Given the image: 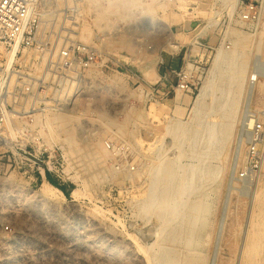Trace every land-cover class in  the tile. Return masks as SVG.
<instances>
[{"label": "rangeland", "instance_id": "1", "mask_svg": "<svg viewBox=\"0 0 264 264\" xmlns=\"http://www.w3.org/2000/svg\"><path fill=\"white\" fill-rule=\"evenodd\" d=\"M42 1L50 32L73 35L97 56L72 105L56 112L78 118L75 151H68L62 133L36 127L52 148L48 172L64 198L44 199L37 173L0 162L1 219L13 232L5 237L0 228V264H241L255 196L264 185L263 162L254 177H238L248 120L264 130V2L257 29L247 30L227 24L218 4L215 22L209 23L213 0H122L130 10L108 11L107 0ZM232 30L249 35L241 45L246 56L241 75V51L228 56L235 48ZM172 36L177 51L166 45ZM225 43L227 56L214 74L215 55ZM188 64L194 71L197 64L204 67L192 95L170 87L176 82L170 70ZM209 81L205 108L194 117V101ZM184 96L190 102L179 107ZM232 100L237 105L229 112ZM93 147L98 153L88 151ZM160 164L174 171L165 196L180 200L164 215L156 205ZM181 180L188 184L178 196ZM149 188L154 198L148 203ZM74 189L82 195L75 196ZM136 243L152 247L143 251Z\"/></svg>", "mask_w": 264, "mask_h": 264}, {"label": "built area", "instance_id": "2", "mask_svg": "<svg viewBox=\"0 0 264 264\" xmlns=\"http://www.w3.org/2000/svg\"><path fill=\"white\" fill-rule=\"evenodd\" d=\"M263 2L236 0L229 12L228 0H213L209 23L215 22L218 4L227 24L255 30ZM44 8L42 0H0V162L7 168L13 166L37 173L41 182L47 180L46 173L51 169L52 148L45 140L46 133L37 130L45 129L38 118L72 105L81 92L84 72L91 68L97 56L93 47L75 40L73 35L50 32L51 19L45 18ZM223 46L229 48L228 43ZM29 51L32 57L28 56ZM191 65V68L186 65L170 70L176 78L175 85H170L173 91L192 95L198 90L201 76L197 74H202L204 67L197 64L194 71ZM9 115L17 121L11 132L7 128ZM263 137L262 124L254 122L247 135L245 159L238 173L240 179L252 178L261 170ZM105 145L110 148L108 142ZM1 197L0 228L8 237L13 234L12 226L1 219L5 213Z\"/></svg>", "mask_w": 264, "mask_h": 264}, {"label": "bare ground", "instance_id": "3", "mask_svg": "<svg viewBox=\"0 0 264 264\" xmlns=\"http://www.w3.org/2000/svg\"><path fill=\"white\" fill-rule=\"evenodd\" d=\"M108 1V7H106L104 9V11H108V10H111V9H115L117 10L118 8H123V9H126L128 10L129 8H126V3L127 2H124L122 0H107ZM229 1V12L230 11V8L233 10V7L236 3V0H228ZM159 2V1H158ZM132 4V3H130ZM133 7V6H131ZM130 10V9H129ZM234 30V29H233ZM231 31L232 34L235 35V39L233 40L232 43H234V46L235 48H233L231 51H228L231 52L228 54V56L233 59L234 57H236V53H237V50L239 49L241 51V54H240V64H239V67H238V70H237V75H241L243 74L244 70H245V61H246V56L245 54L243 53V51L245 50V48L243 46H241L243 43H247L248 41V38H249V35H246L242 32H236V31ZM167 47L169 48V50L171 51H177L178 47H179V44L174 42L173 41V36L172 37H169L167 43H166ZM233 46V47H234ZM157 52V51H156ZM3 55L5 56H10L9 54L5 53V52H2ZM29 54V53H28ZM227 50L225 49V47L223 45H221L218 50H217V53L215 55V58H214V61H213V67H212V70L211 72L214 73V70H216V67L218 66V64H220V62L227 56ZM156 55V54H155ZM154 57V56H153ZM159 57V56H158ZM228 58V57H227ZM229 58V59H230ZM152 59V58H151ZM156 59V58H155ZM230 59V61H231ZM156 61V60H155ZM225 61V60H224ZM229 61V62H230ZM232 62V61H231ZM230 62V63H231ZM233 63V62H232ZM231 63V64H232ZM223 64V63H222ZM188 67L190 68L191 67V64H188ZM219 67V66H218ZM219 69V68H218ZM217 72V70H216ZM157 74V73H156ZM215 74V73H214ZM233 74V73H232ZM234 75V74H233ZM232 75V76H233ZM231 76V78H232ZM236 76H234L235 78ZM218 78V77H217ZM230 78V77H229ZM239 78V77H238ZM257 77L256 76H253L252 80H255ZM224 81V80H223ZM211 83L212 81H209V82H205V84L201 87L195 101H194V106H193V113H194V117L198 115L199 112L203 111V109L205 108V99L206 97L208 96L209 94V89L211 87ZM247 84H250L248 86L249 88V92L252 96V90H253V85H254V82H250V78L247 82ZM264 83L260 84V87H263ZM242 86V85H241ZM242 87H240L241 89ZM243 89V88H242ZM246 90V87L244 88V91ZM260 90V89H259ZM230 93V92H229ZM235 95V94H234ZM233 96V95H232ZM240 97V96H239ZM176 101V100H175ZM190 102V99L189 97L187 96H184L180 99V101L178 102V106L180 107L181 105L184 107L186 105H188V103ZM230 102V101H229ZM237 105V102L236 100H232V103H231V106H230V110L229 112H232L234 111V107L236 108ZM175 107V106H174ZM160 108V107H159ZM66 109V108H65ZM63 109V111L65 110ZM175 109V108H174ZM178 109V107H177ZM161 110V109H160ZM176 110V109H175ZM153 111H154V108H153ZM61 112V111H60ZM67 112V111H66ZM228 112V113H229ZM224 117L226 115H223ZM78 120L77 116L75 115H71L69 113H56V112H52V113H49V114H46L43 118H38V121H40L39 123L42 124V126L46 127L48 129V131L50 133H48L49 135L52 134V133H55L56 135H58V133H62L64 135V137L61 139L64 144L67 146L68 148V151L71 152V151H75V141H74V129H73V125L75 124V122ZM110 122L111 120H106V122H104V125L103 127L105 128V130H108L109 128V125H110ZM253 120L252 119H249L248 120V126L249 129L252 127L253 125ZM13 126H16L17 127V121L16 120H13L12 119V115H9V120L7 121V128L8 130L11 132V129ZM120 127V126H119ZM123 127V126H122ZM249 129L245 130V135L247 137V134L249 132ZM13 130V129H12ZM46 131V130H45ZM117 131V130H116ZM171 131V130H170ZM114 133V132H113ZM123 134V133H122ZM12 135V134H11ZM52 136V135H51ZM53 137V136H52ZM51 138V137H50ZM58 138V137H57ZM264 138V137H263ZM59 139V138H58ZM248 140V139H247ZM243 142V141H242ZM245 144V143H244ZM243 146V145H242ZM63 147V146H62ZM242 148V147H241ZM245 148V147H244ZM85 149V148H83ZM82 149V150H83ZM94 147L91 148L90 150L88 151H91V153L95 152L98 153V151H93ZM102 151H105L104 148H102ZM240 154V153H239ZM242 154V153H241ZM240 154V155H241ZM238 155V154H237ZM221 156V155H220ZM99 157V156H98ZM239 157V155L237 156ZM263 163H264V160H263ZM171 165V164H170ZM156 169V168H155ZM154 169V170H155ZM159 173L160 174V177H159V182H161V188L158 186V188L161 189V194H160V197L159 199H157L156 201V205H157V208L162 212L161 214L164 215L163 212H170L172 211L173 209H175L179 203V197H177V195H172V197L170 198H167L166 193L169 191L170 189V183L171 180H170V177H173V172L172 169H170V167L167 165V164H160L157 169H156V173ZM175 174V173H174ZM158 175V174H156ZM154 177V176H153ZM157 177V176H156ZM9 179V178H8ZM7 178L5 179L6 181L8 180ZM193 178L191 177L189 180V184H190V181L192 180ZM149 180V179H148ZM153 180H155L153 178ZM9 181V180H8ZM169 181V183H168ZM10 183L13 182V181H9ZM154 181H152V184L154 185L153 183ZM157 183V182H156ZM192 183V182H191ZM41 187H40V190H39V193L41 195V197H43L44 199L46 200H52V201H58L60 199H63L64 198V194L61 192V190L54 186L53 184H51L49 181L47 180H43L42 183H41ZM159 184V183H158ZM184 184H188L186 181L184 180H181V182H179L177 184V187L175 188V191H176V194L178 193H182L183 190H186L187 188H185L186 186H184ZM151 185L152 187H155ZM157 185V184H156ZM149 187V186H148ZM189 187H192L191 185L188 186ZM260 189L257 190V193H256V196H255V204H256V208L254 206V209L253 210L254 212L252 213V216H251V219H250V222H249V228H248V232H247V235L245 237V240H244V243H243V247H242V259H241V264H264V185L262 187H259ZM150 189V188H149ZM156 189V188H155ZM159 189V190H160ZM191 189V188H190ZM149 194L148 196L145 198V201L146 202H150L152 199L150 198V196H153V194L151 195V192H152V188L149 190ZM155 192V190H154ZM153 192V193H154ZM73 194L76 196V195H82L80 193V191L78 189H74L73 191ZM86 195V194H85ZM147 195V194H146ZM145 195V196H146ZM179 196V194H178ZM154 198V196H153ZM148 199H150V201H148ZM144 201V200H143ZM144 201V202H145ZM146 202L144 203V205L146 204ZM153 202V201H152ZM141 203V202H140ZM187 203V202H185ZM152 204V203H150ZM149 204V206H150ZM155 205V204H154ZM155 205V206H156ZM194 205V204H193ZM147 206V204H146ZM153 206V204L151 205ZM148 207V206H147ZM193 207V206H192ZM197 210V207L194 206ZM156 208V207H154ZM153 208V209H154ZM199 208V207H198ZM94 209V208H93ZM193 209V208H192ZM194 210V209H193ZM194 210V212L196 211ZM94 211V210H93ZM102 211V209H101ZM199 212V211H198ZM102 213V212H101ZM182 213V212H181ZM99 214V213H97ZM193 216V215H192ZM196 216L195 215V218L193 217L194 221H192V228L193 226L195 225L196 223ZM204 218V217H203ZM188 231V230H187ZM174 239V238H172ZM135 242V241H134ZM137 244V243H136ZM137 247L140 249V250H145V249H149L152 247H143L142 245L140 244H137ZM143 250V251H144ZM149 250H148V253H149ZM147 253V255H148ZM146 255V256H147ZM150 256V255H149ZM152 256V255H151ZM151 259H153V257H150ZM152 262V261H151ZM157 262V261H156ZM149 263V262H148ZM152 264V263H151Z\"/></svg>", "mask_w": 264, "mask_h": 264}, {"label": "trees", "instance_id": "4", "mask_svg": "<svg viewBox=\"0 0 264 264\" xmlns=\"http://www.w3.org/2000/svg\"><path fill=\"white\" fill-rule=\"evenodd\" d=\"M46 175H47V180H48L51 184H53L54 186H56V187H58L59 189L63 190L62 187H61V186H60L55 180H53V179L50 177V175H49L48 172L46 173Z\"/></svg>", "mask_w": 264, "mask_h": 264}, {"label": "crops", "instance_id": "5", "mask_svg": "<svg viewBox=\"0 0 264 264\" xmlns=\"http://www.w3.org/2000/svg\"><path fill=\"white\" fill-rule=\"evenodd\" d=\"M168 68L171 69V64H170L169 62H168L167 64H165V69H166V71L168 70ZM166 71H165V72H166ZM165 75H166V73H165ZM165 75H164V76H165ZM164 76H163V78H164ZM161 78H162V77H161ZM161 78H160V79H161ZM60 190H61V189H60ZM61 192H62V190H61ZM62 193H63V192H62Z\"/></svg>", "mask_w": 264, "mask_h": 264}]
</instances>
